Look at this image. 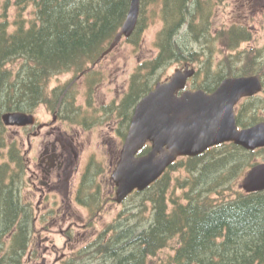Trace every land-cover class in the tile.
Returning <instances> with one entry per match:
<instances>
[{"label": "trees", "instance_id": "16d2710c", "mask_svg": "<svg viewBox=\"0 0 264 264\" xmlns=\"http://www.w3.org/2000/svg\"><path fill=\"white\" fill-rule=\"evenodd\" d=\"M223 1L141 0L138 25L126 40L139 46L152 21L160 19L162 27L157 54L141 62L117 106L123 137L137 102L166 78L160 72L172 64L199 63L193 85L207 91L228 76L259 73L264 79V52L258 48L238 52L251 39L249 28L237 22L214 28ZM11 2L0 0V141L9 149V160L0 164V264H22L36 232L32 208L21 197L26 159L14 142L4 143L1 115L33 112L44 104L63 118L78 119L79 75H86L88 89L100 80L95 65L121 29L131 4V0H14L17 12L11 23ZM29 7L34 17H26ZM70 71L74 78L50 88L54 76ZM263 93L264 89L239 105L240 125L264 119ZM150 148L148 144L140 153ZM262 152L264 147L246 150L227 142L180 158L147 189L129 196L138 197L135 211L120 215L74 250L67 263L153 264L159 252L172 245L174 254L165 264H264V190L248 193L240 187L256 163L255 155ZM180 168L187 175L176 178L182 191L178 194L172 188V172ZM92 181L89 184L98 186Z\"/></svg>", "mask_w": 264, "mask_h": 264}, {"label": "rangeland", "instance_id": "374dc122", "mask_svg": "<svg viewBox=\"0 0 264 264\" xmlns=\"http://www.w3.org/2000/svg\"><path fill=\"white\" fill-rule=\"evenodd\" d=\"M11 1L8 16L10 22L13 23L17 10L14 0ZM25 15L27 18L34 17L33 8L29 7ZM236 22L246 25L251 32V39L243 42L238 52H242L243 55V52L249 48H258L264 52V0H224L219 4L214 16V28ZM161 27L160 19L152 21L144 31L139 46L123 38L119 45L95 66L101 79L92 89L86 86V76L82 75L78 79L75 104L80 110L77 111L88 114L86 120L92 125L85 128L78 122L70 127L69 123H63L70 134L77 135L75 138L80 149V155L75 164L76 180L71 179V182H74L75 194L68 189L69 185L66 182L62 183L60 188H52L56 191L54 192L48 189L49 187H43L39 181L35 188L25 181L22 185L21 197L32 206L37 221L35 222L36 232L29 245L30 250L23 258L22 264H68L67 261L74 250L82 248L96 238L112 222L119 219L120 215L128 213V210H136L138 197L135 200L126 199L122 203L116 202L115 185H113V199L108 197L112 183L114 184L111 178L114 161L122 147V139L118 136L120 116L117 106L129 89L131 75L142 61L157 54L156 38ZM220 58L221 55L217 56V60ZM193 65L196 68L199 67V63H193ZM181 66L183 65L180 63L168 66L160 72L161 77L170 76ZM74 76L73 71L56 75L49 83L50 88L62 85ZM189 86L192 84L190 83ZM260 97L264 101V93ZM262 104L264 105V102ZM34 113L42 122L52 121L54 118V112L44 104L37 107ZM60 118V120L65 119H62V116ZM3 135L4 143L8 141L10 144L14 141L20 153L24 157L27 156L26 152L29 149L27 128L8 126ZM42 138L45 136L32 139L35 147H40ZM8 150V147H3L0 141V164L9 160ZM35 153L33 149L30 152V158H33ZM255 157L256 162H264V152L256 154ZM91 159L95 161L93 169L97 172L96 179L99 188L91 184L85 187L87 190L86 197L83 196L87 199L85 204L76 200L75 196L76 189L79 188L81 170ZM34 169L38 168L34 165ZM186 175L185 168L172 172L174 178L172 188L174 187L178 194L182 191L178 187L176 178H183ZM172 254H174V249L171 245L160 251L152 262L153 264H165Z\"/></svg>", "mask_w": 264, "mask_h": 264}, {"label": "water", "instance_id": "95a60500", "mask_svg": "<svg viewBox=\"0 0 264 264\" xmlns=\"http://www.w3.org/2000/svg\"><path fill=\"white\" fill-rule=\"evenodd\" d=\"M140 0H132L121 30L105 51L109 53L121 39L130 36L138 23ZM196 72L190 63L158 81L135 107L124 140L121 157L113 172L116 201L121 203L133 191H143L159 179L182 156H197L207 149L234 142L247 150L264 147V120L240 128L236 106L244 97L260 93V74L224 78L213 92L186 89ZM8 126L34 124L36 117L25 111H6L1 116ZM151 149L138 155L146 144ZM246 192L264 190V162H257L242 180Z\"/></svg>", "mask_w": 264, "mask_h": 264}, {"label": "flooded vegetation", "instance_id": "af4514ba", "mask_svg": "<svg viewBox=\"0 0 264 264\" xmlns=\"http://www.w3.org/2000/svg\"><path fill=\"white\" fill-rule=\"evenodd\" d=\"M78 114H80L79 118L74 121L73 119H64L63 117L62 119L64 120H60L61 116L54 113V118L52 121L42 122L37 118L35 124L22 127L24 129H28L27 141L29 144V149L26 152V182L30 183L33 188L37 187V181H39L43 187H49L48 189L56 192L53 189L60 188L61 184L66 182V184L69 185L68 189L73 194H75L74 182H71V179L74 178L76 180L75 164L79 158L80 149L77 146L78 144L75 138L77 135L70 134V131L64 127L63 123H69V126L73 127L75 126L73 124H78V122H80L85 128L91 127L92 123L86 120L88 114L81 111ZM118 133V136L122 139L123 143L124 137L119 131ZM42 135H44L45 138L41 139V145L39 148H37L34 146L32 139H36ZM33 149L36 153L34 154L33 158H30V152H32ZM120 155L121 148L118 151V155L116 156V161H114V167H116ZM34 165L38 168L37 170L34 169ZM94 165L95 161L91 159L87 164H85L79 175V188L76 189L75 197L76 200H79L85 204L87 203V199L83 198V196L86 197L87 190L85 187L90 185L89 179L93 178V181L95 183L97 182V172L95 169H93ZM28 173L30 175H28ZM85 178L87 179L85 180ZM93 181L91 182L92 184ZM113 185L114 184L112 183L110 196H108L110 199H113ZM33 217L34 221L36 222L37 216H34L33 214Z\"/></svg>", "mask_w": 264, "mask_h": 264}]
</instances>
